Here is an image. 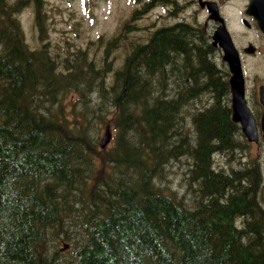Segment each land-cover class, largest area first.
<instances>
[{"label": "trees", "instance_id": "obj_1", "mask_svg": "<svg viewBox=\"0 0 264 264\" xmlns=\"http://www.w3.org/2000/svg\"><path fill=\"white\" fill-rule=\"evenodd\" d=\"M45 19L43 0H0V264H264L262 166L224 168L244 147L204 28L157 26L112 69L108 48L49 44Z\"/></svg>", "mask_w": 264, "mask_h": 264}, {"label": "rangeland", "instance_id": "obj_2", "mask_svg": "<svg viewBox=\"0 0 264 264\" xmlns=\"http://www.w3.org/2000/svg\"><path fill=\"white\" fill-rule=\"evenodd\" d=\"M44 9L46 14V38L54 47L60 50H68L73 47L88 48L91 54H102L105 56V52L108 48V58L112 65V69L117 68L120 65L123 58V49L128 47L129 40L133 38H142L146 34L154 29L155 26L161 24H172L179 20H185L187 22L195 23L193 17L189 18L188 13L194 12L195 8L189 7L187 13L184 14V10L178 12L174 17L168 16L165 13V9L162 6L153 8L137 15V19L131 21L134 25V30L130 32L126 40L118 39L117 34L122 30L123 24L129 20L134 10H141L143 1L140 0H43ZM162 15V16H160ZM19 22L21 23L25 40L30 46L38 45L37 31L34 26V14L32 7L29 4L20 10L17 14ZM203 17H198L197 20H202ZM197 24V23H196ZM122 33V32H121ZM116 40V43L108 46L109 41ZM114 40V41H115ZM117 44V45H116ZM217 55L215 62L221 65V59ZM225 69V68H224ZM245 70L249 74L254 72L264 74V58L257 56L256 58H249L245 63ZM248 74V75H249ZM252 75H249V77ZM104 130L101 131L99 137V143L104 135ZM111 135L113 136L112 129L110 128ZM243 145V149L234 151L233 160L227 161L224 168L238 167L245 162L254 160L262 166L263 181L259 193L260 206L264 208V143L257 148L254 144L252 146H246V139L240 137ZM112 139L106 145L104 149L110 147ZM223 155V156H222ZM216 156V157H215ZM222 156V157H221ZM229 155L215 154L213 156L214 166L220 167L225 162V158L228 159ZM216 161V162H215ZM239 162L242 164L239 165ZM227 166V167H226ZM182 165L177 168V171L182 170ZM171 185L173 189L178 190V183L175 178H171Z\"/></svg>", "mask_w": 264, "mask_h": 264}, {"label": "flooded vegetation", "instance_id": "obj_3", "mask_svg": "<svg viewBox=\"0 0 264 264\" xmlns=\"http://www.w3.org/2000/svg\"><path fill=\"white\" fill-rule=\"evenodd\" d=\"M202 2L213 3L217 9L218 15L213 16L211 12L208 11L207 5L202 4ZM153 4L154 8L162 6L166 11L165 13H173L174 15H177L178 12L182 10H184V14H186L189 7L195 8L194 12H189L187 17H193L195 23L204 28L210 37V42L216 54H218L221 59L220 64L224 66L228 80V119L232 127L236 129L235 134L245 138L241 124L233 120L230 91L231 73L222 60L221 48L218 45H214L212 42V35L218 27H224L226 29L240 60L244 80L243 92L245 104L255 124V136L257 140L250 142L245 138V145L250 147L254 144L259 148L260 145L264 143L261 124V119L264 114V74L257 72L249 74L248 71L245 70V63L249 58L253 59L261 55L264 58V35L259 30L254 15L256 9H264V0H153ZM249 5L251 6V13L248 12ZM198 17H203V19L197 20ZM248 48H252L253 52L249 53ZM214 58L216 60L217 55H214ZM248 74L252 76L249 77ZM231 135H233V131L230 132V136Z\"/></svg>", "mask_w": 264, "mask_h": 264}, {"label": "water", "instance_id": "obj_4", "mask_svg": "<svg viewBox=\"0 0 264 264\" xmlns=\"http://www.w3.org/2000/svg\"><path fill=\"white\" fill-rule=\"evenodd\" d=\"M208 7V11L211 12L213 16L218 15L217 9L213 3L202 2ZM248 12L251 11V6L249 5ZM258 21V27L260 31L264 34V9H256L254 13ZM213 44H218L222 49L223 61L227 64V67L231 73L230 77V91L232 99L233 108V120L239 122L242 126V131L246 135L249 141L257 140L255 136V124L250 112L248 111L245 99H244V80L242 76V70L240 65V60L236 49L234 48L231 39L224 27H218L214 32ZM248 52L252 53L253 49L248 48ZM263 138H264V114L261 119ZM110 140L109 127H106L105 133L102 138L101 147L104 148L108 141Z\"/></svg>", "mask_w": 264, "mask_h": 264}, {"label": "bare ground", "instance_id": "obj_5", "mask_svg": "<svg viewBox=\"0 0 264 264\" xmlns=\"http://www.w3.org/2000/svg\"><path fill=\"white\" fill-rule=\"evenodd\" d=\"M222 156H223V155H222ZM222 156H221V157H222ZM215 157H216V156H215Z\"/></svg>", "mask_w": 264, "mask_h": 264}]
</instances>
